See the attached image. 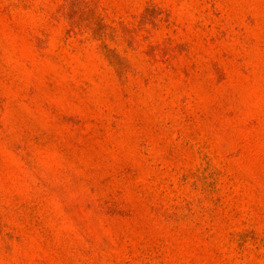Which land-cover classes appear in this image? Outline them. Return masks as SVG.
Wrapping results in <instances>:
<instances>
[{
	"label": "rangeland",
	"instance_id": "rangeland-1",
	"mask_svg": "<svg viewBox=\"0 0 264 264\" xmlns=\"http://www.w3.org/2000/svg\"><path fill=\"white\" fill-rule=\"evenodd\" d=\"M0 264H264V0H0Z\"/></svg>",
	"mask_w": 264,
	"mask_h": 264
}]
</instances>
